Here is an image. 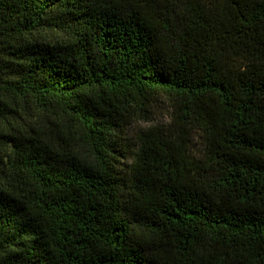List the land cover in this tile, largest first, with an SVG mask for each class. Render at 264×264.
I'll list each match as a JSON object with an SVG mask.
<instances>
[{
    "label": "trees",
    "instance_id": "trees-1",
    "mask_svg": "<svg viewBox=\"0 0 264 264\" xmlns=\"http://www.w3.org/2000/svg\"><path fill=\"white\" fill-rule=\"evenodd\" d=\"M0 264H264V0H0Z\"/></svg>",
    "mask_w": 264,
    "mask_h": 264
},
{
    "label": "rangeland",
    "instance_id": "rangeland-1",
    "mask_svg": "<svg viewBox=\"0 0 264 264\" xmlns=\"http://www.w3.org/2000/svg\"><path fill=\"white\" fill-rule=\"evenodd\" d=\"M168 122L167 109L165 103L161 100L155 106L147 119L135 120L130 129L129 134H138L140 131H145L152 126H166Z\"/></svg>",
    "mask_w": 264,
    "mask_h": 264
}]
</instances>
